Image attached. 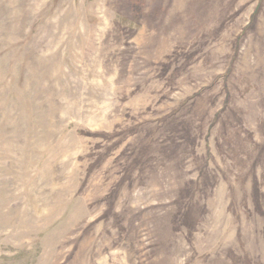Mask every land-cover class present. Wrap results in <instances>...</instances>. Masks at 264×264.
<instances>
[{"label":"rangeland","instance_id":"obj_1","mask_svg":"<svg viewBox=\"0 0 264 264\" xmlns=\"http://www.w3.org/2000/svg\"><path fill=\"white\" fill-rule=\"evenodd\" d=\"M0 264H264V0H0Z\"/></svg>","mask_w":264,"mask_h":264}]
</instances>
